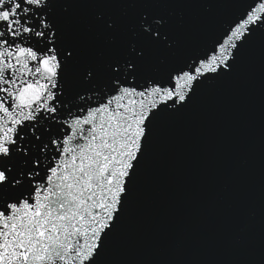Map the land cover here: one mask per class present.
I'll return each mask as SVG.
<instances>
[{
  "label": "snow or ice",
  "instance_id": "1",
  "mask_svg": "<svg viewBox=\"0 0 264 264\" xmlns=\"http://www.w3.org/2000/svg\"><path fill=\"white\" fill-rule=\"evenodd\" d=\"M221 6L0 0V264H127L169 129L264 46V0ZM242 175L208 200L221 258L191 264H264V165L258 185Z\"/></svg>",
  "mask_w": 264,
  "mask_h": 264
},
{
  "label": "water",
  "instance_id": "2",
  "mask_svg": "<svg viewBox=\"0 0 264 264\" xmlns=\"http://www.w3.org/2000/svg\"><path fill=\"white\" fill-rule=\"evenodd\" d=\"M213 2L222 5L218 19L226 18L233 0ZM200 38L194 34L188 43ZM262 165L264 46L257 44L249 51L239 85L225 83L206 94L199 108L169 129L117 259L127 264L220 259L216 229L222 205L210 210L209 197L242 167V179L258 185Z\"/></svg>",
  "mask_w": 264,
  "mask_h": 264
}]
</instances>
